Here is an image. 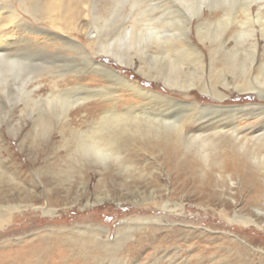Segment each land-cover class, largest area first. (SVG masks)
I'll return each instance as SVG.
<instances>
[{"label": "bare ground", "instance_id": "bare-ground-1", "mask_svg": "<svg viewBox=\"0 0 264 264\" xmlns=\"http://www.w3.org/2000/svg\"><path fill=\"white\" fill-rule=\"evenodd\" d=\"M30 1L34 4L28 6L27 0H17L19 7L34 19L65 32L55 33L44 26L30 27L17 12L12 0H0V18L5 22L15 21L18 34L16 54L10 56L11 59L4 50H11L12 44L0 38V79L7 80L12 71L19 70L22 73L29 69V82L37 81L44 74L56 79H52L50 92L40 98L39 102H43L44 109L34 122L49 125L52 118L66 119L72 109L90 99L107 98L111 103L108 108L98 104L80 118L91 119L90 128L74 131L78 139L77 150L82 154L80 156L84 162L106 168L110 163L118 164L130 176L139 175L141 178L147 170V167L142 166L145 158L148 154H154L160 166L167 167L170 183L166 188L167 192L157 196L151 206H160L161 210L168 212L175 211L176 206L184 209L183 203L176 204L173 201L179 192L187 193L192 190L200 200H217L219 193L215 187L226 185V173L232 179L239 177L242 180V188L250 193L248 204L258 202L260 189L257 179L259 175L264 176V66L259 65V73L256 75L252 70L255 67L258 45L256 24L260 23L262 27L264 25L261 14L264 5L258 4L256 16L252 11L257 0H249L240 8L244 19L238 22L242 30L237 33L236 43L249 41L253 49L251 55L241 61L237 56L229 57L227 68L218 70L216 78L212 79L209 75L206 80L205 55L192 41L194 20L202 16L204 0L202 3L196 0H168L167 3L157 0L152 3L154 9L148 14L150 19L144 20L146 23L143 27L138 29L132 26L127 36L123 34L115 39L109 35L110 32L104 31L106 22L103 27L100 26L99 20L103 17L96 13V6H93L88 12L93 25L84 33L90 41L89 48L92 51L86 57V67L75 64L58 72V64L52 61L59 56L58 53L55 54L56 50L65 54L66 59L71 57L69 51L79 56L83 50L78 37L70 33L79 32L76 22L81 14V1L73 5L71 0L47 1L42 5L38 4V0ZM155 9H160L159 15ZM233 11L229 8L224 10L222 17L216 21L219 28L217 36L211 32V26L207 24L209 21L196 26L198 36L201 39L221 36L220 27L233 18ZM103 31L104 35L110 36L109 40L112 42L102 41ZM39 36L49 41L45 47L36 45L35 41ZM105 40L108 41V38ZM121 43L125 50L118 48ZM155 48L159 53H152ZM37 50L45 53L46 59L42 63H37ZM160 51L163 55H160ZM92 54H105L120 64L132 67L138 64L134 57L139 56L138 62L143 65H139L138 72L149 78L162 80L184 98L145 88L138 81H130L97 61ZM146 55L149 62L143 58ZM32 67L37 72H32ZM81 73L102 75L110 86L90 87L76 83L60 88L58 85L60 79L80 77ZM3 81L0 80L1 83ZM42 85L36 84L31 92ZM120 88L130 93L129 96L118 99L122 104H118L116 94L113 93ZM197 91L208 94L215 103L193 99L197 97ZM235 93L255 94L258 101L241 105L228 104L227 99ZM1 164L0 181L5 176L13 178L16 171L10 172L8 167L4 168ZM140 167L144 169L139 170ZM154 183L158 185L160 182L155 180ZM29 194L27 198L31 202L28 206L32 211L41 209L48 214L53 212L47 211L45 205L38 206L36 203L40 202L39 199L36 196L32 198ZM103 199L104 197H99L100 201ZM49 205L52 207L50 200ZM20 207L22 206L0 203V230L26 213V206L19 210ZM229 207L230 203H225L223 211H227ZM242 217L236 212L234 220H242ZM148 221L150 222V217L142 216L122 220L115 240L111 238L110 229L95 225L83 226L84 230L80 231L70 230L69 234H65L66 230L60 228H50L48 232L34 233L31 239H27L24 233L18 235L16 231H4L0 234V264H210L209 261H199L196 258L189 261H128L130 256L138 254L149 243L143 233L136 242L128 245L126 241L130 239L131 230L145 226L144 223ZM242 222L248 225L254 221L245 219ZM149 233L152 232L149 230ZM174 236L175 234L169 235L168 238L172 239L166 242L171 243Z\"/></svg>", "mask_w": 264, "mask_h": 264}, {"label": "rangeland", "instance_id": "rangeland-1", "mask_svg": "<svg viewBox=\"0 0 264 264\" xmlns=\"http://www.w3.org/2000/svg\"><path fill=\"white\" fill-rule=\"evenodd\" d=\"M12 1L17 7V12L29 23L30 27L44 26L52 32L65 33L48 24H42L29 13L24 12L19 7L17 0ZM47 1L52 2L53 0H38V4L42 5ZM77 1H81V14L76 22L79 32L77 34L76 31L70 33L78 37L83 50L79 56L69 51L71 57L67 59L64 57L65 54L56 50L55 54L58 53L59 56L52 61L58 64L57 72L75 64L86 67L88 62L86 57L92 51L89 48L90 41L84 33L89 31L91 24L93 25L88 14L93 6H96V13L103 17L102 20H99L100 26L103 27L106 22L107 27H103L104 31L110 32L109 35L115 39L123 34L127 36L128 30L132 26H136L138 29L143 27L146 23L144 20L150 19L148 14L154 9L152 3H156L157 0H71V4L73 5ZM198 1L202 0H196V2ZM164 2L167 3L168 0H164ZM248 2L249 0H204L203 14L194 20L192 41L205 55L206 80L209 75L212 79L216 78L218 70L227 68L226 62L229 57L237 56V59L241 61L251 55L253 49L249 41L236 43L237 33L239 34L242 30V26L238 22L244 19L240 8ZM256 2L258 3H254L252 11L254 16L257 15L258 4L264 5V0ZM33 4L32 1L27 0L28 6ZM228 8L234 10L231 15L233 18L226 24L222 23L221 36L201 39L197 34L196 26L209 21L207 24L211 26V32L216 33L217 36L219 28L215 23ZM4 11L2 10V12ZM155 12L159 15L160 9H155ZM261 14L264 17V8ZM256 28L258 45L255 67L252 70L254 75L259 73V65L264 66V25L262 27L260 23H257ZM104 31L101 34L102 41L112 42L109 40L110 36L104 35ZM4 34L6 35L2 36ZM16 34L15 21L5 22L0 18V38L12 44L11 50H4L9 59L14 53L16 54L15 45L18 39V34ZM40 36L35 41L36 45L45 47L49 41L44 40V37L40 38ZM106 37L108 41L105 40ZM118 48L125 50L123 43ZM36 53L37 63L45 61L46 57L43 51L37 50ZM152 53L157 54L159 51L155 48ZM92 55L97 61L114 69L130 81H138L145 88L184 98L178 91L166 86L162 80H155L138 72L139 65H143L138 62L139 56L134 57V61L138 64L132 67L120 64L105 54ZM160 55H163L161 51ZM143 58L145 61L149 60L147 55ZM11 66L13 67V65ZM31 71L37 72L33 67ZM29 72L30 69L26 72L22 71V73L15 70L7 77V80L0 79L4 80L2 83L0 82V164L2 163L4 168L8 167L10 172L16 171L13 178L5 176L0 181V203L20 205L22 207L19 210L26 206L24 208L26 213L0 230V234L4 231H16L18 235L24 233L27 239H31L34 233L48 232L50 228H60L66 230L65 234H69L70 230L80 231L84 230L83 226L95 225L110 229L111 238L115 240L117 229L122 220L142 216L150 217V222L144 223L143 227H134L136 226L134 225L130 239L126 242L128 245L131 242L134 243L145 233L144 236H147L149 243L146 247L141 248L138 254L130 256L128 261H189L196 258L199 261H209L210 264H264L263 174L259 175L257 179L260 196L255 204L247 203L250 193L249 190L242 188V180L239 177L232 179L226 173V185L215 187L219 193L217 200H200L191 190L187 193L179 192L173 198L174 203H183L184 209L176 206L175 211L168 212L161 210L160 206L153 208L151 205L156 200L155 198L165 194L170 183L167 167L160 166V163L154 158V154H148V157L145 158L142 166L147 167V170L140 178L139 175L130 176L118 164L110 163L106 168L88 161L84 162L82 154L77 150L78 139L75 137L74 131L89 129V121H91L85 117L82 120L80 118L83 115L86 116L87 111L89 112L92 107L98 104L108 108L111 103L106 100L107 98L90 99L80 107L72 109L68 118L62 120L52 118L49 125H43L39 121L34 122V120L44 109L43 102L41 103L39 100L50 92L54 78L44 74L32 83L27 81ZM54 80L56 81V79ZM38 83L43 85L31 92ZM76 83L90 87L108 88L110 86L105 77L91 73H81L80 77L71 78L69 76L58 81L60 88H66ZM113 93L116 94L118 104H122V101L120 102L118 99H123L130 94L123 88ZM193 99L203 103L214 102V99H211L208 94L204 95L198 91L197 97L195 96ZM228 99L227 103L231 105L258 101L256 95L252 93H235ZM141 167L139 170L144 169ZM155 180L160 183L155 184ZM28 194L32 198L36 196L39 199L40 202L36 203L38 206L45 205L47 211L53 210V212L48 214L41 209L32 211L28 206L31 202L27 198ZM99 197H104L103 201H100ZM49 200L52 207L49 205ZM225 203H230V207L224 212ZM236 212L241 217L243 216L242 220L248 219L254 222L246 225L241 219L235 221ZM149 230L152 233H149ZM175 231L179 232L172 233ZM172 234H175L174 240H171V243L170 241L166 242V240L172 239L168 238ZM161 241L162 243H159ZM202 254H205L204 257Z\"/></svg>", "mask_w": 264, "mask_h": 264}]
</instances>
